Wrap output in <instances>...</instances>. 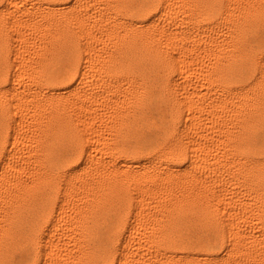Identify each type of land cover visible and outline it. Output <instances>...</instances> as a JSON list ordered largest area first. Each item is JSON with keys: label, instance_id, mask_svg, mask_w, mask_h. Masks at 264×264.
Here are the masks:
<instances>
[{"label": "snow or ice", "instance_id": "1", "mask_svg": "<svg viewBox=\"0 0 264 264\" xmlns=\"http://www.w3.org/2000/svg\"><path fill=\"white\" fill-rule=\"evenodd\" d=\"M0 8V264H264V0H0ZM21 17L74 29L55 75L28 87L15 43ZM120 36L131 41L125 58H109ZM200 79L212 82L207 94L200 83L187 91ZM105 93L136 118L122 141L113 121L123 113L91 107ZM61 108L64 117L50 119ZM205 110L228 119L214 128L230 130L228 149L204 143ZM36 124L32 147L46 157L39 175L21 166L33 163L22 145ZM88 185L110 210L87 243L62 247L72 201ZM21 189L23 207L12 201ZM189 189L211 216L137 251L139 235L158 229L144 205L159 210Z\"/></svg>", "mask_w": 264, "mask_h": 264}, {"label": "bare ground", "instance_id": "2", "mask_svg": "<svg viewBox=\"0 0 264 264\" xmlns=\"http://www.w3.org/2000/svg\"><path fill=\"white\" fill-rule=\"evenodd\" d=\"M23 3V0H20ZM182 2V0H181ZM10 7V5H9ZM4 15V10L0 8V17ZM9 16L14 15V11L8 12ZM23 17L14 21V26L16 29V35L18 39L15 41L17 44V54L19 56V72L20 76L26 78L27 82L25 87L33 84L37 78H42L44 76H54L58 71V61L59 54L62 50L65 40L72 39V31L70 25L66 23L55 21H44L40 20L35 26L33 22L26 21L21 23ZM130 39L128 37L120 36L113 42V47L115 48V52L112 53L109 58L112 56L118 59H124V55L122 54V48L126 44H130ZM155 56V53H152ZM189 55H192L191 50L189 51ZM188 66H191L189 64ZM195 83L201 84V91L204 94L209 92V89L213 87L211 80H209V87H203V80H197L193 83L191 87L187 89L189 92H193L195 90ZM181 91H185V89L181 88ZM21 95H24L23 89L21 90ZM192 97H189L191 100ZM196 100H199V97H195ZM18 103H21L18 101ZM84 103V101H82ZM30 100L29 98H25L22 103V107L27 110L29 107ZM111 104V107L108 105ZM91 107L94 109H104L106 113H112L113 108H117V110L121 113L116 120L113 121L116 129L115 139L123 140L124 136L119 135L120 133H124L125 135L135 130L136 118L130 112H124L123 108H119L117 104L107 96L105 93L101 96L96 102L91 103ZM63 109L53 110L52 116L50 119L56 121L60 120L64 117ZM197 115L201 116L200 121L204 125V132L207 133V136L204 137V143L208 145H215L217 149H228L231 146V138L229 136V131H214L215 127H218L220 124H227L228 119L222 118V115L213 116L210 111L205 110L203 113H197ZM207 117L208 119H204ZM231 119H235L234 117H229ZM35 119V117H33ZM211 120L212 127L208 126V120ZM219 121V124H218ZM39 128L40 125H29V130L25 132V142L22 145L24 149V159L31 160L33 163L31 165L22 163V168H32L33 171L39 175V172L42 171V165L45 161L46 157L39 155L40 148L39 144L37 147H32L34 143L39 140L37 134L31 129ZM110 132L111 128L108 129ZM223 136L224 143H221L219 138ZM212 137V138H209ZM25 145L27 147H25ZM103 147V145H101ZM37 153V154H33ZM221 160H225L226 157L221 155L219 157ZM214 167V165H213ZM19 175V174H17ZM105 177L101 176L97 178V181H93L92 183L96 184V187L99 188L101 183L105 182ZM112 182L115 183V178H111ZM91 185H88L85 191L80 192L78 190L79 199H75L72 201V207L68 212V224L71 225L69 228L67 225L62 228V236L57 237V243L62 247H69L72 244H80L87 243V237L90 236L91 229L95 225V223L105 215L110 209L105 206L102 201V197H100L99 193H95V198L90 196L89 189ZM235 191H239V189L233 186ZM13 192H16V189H12ZM27 195V189H21L16 196L12 197L13 203H19L22 207L26 204V200L24 197ZM201 197L194 196L189 189L186 192L175 191L171 194V197L166 200L159 201V210L157 207L150 206L148 204L144 205L145 211L148 213L144 217V220L149 225L158 226L157 235H152V227H148L145 234L139 235L137 243L135 245L137 251H142L144 247H147L148 244L157 245L165 241L167 237H169L172 233L182 231L190 226L191 222L194 220H202L204 217L211 216L212 211L208 208V201L204 199V203H200ZM3 205V202L0 201V206ZM170 205V207H168ZM10 215L15 217L18 215L17 209H12ZM162 216V221H157L155 217ZM72 217H77L75 221L72 220ZM75 238V239H74Z\"/></svg>", "mask_w": 264, "mask_h": 264}]
</instances>
